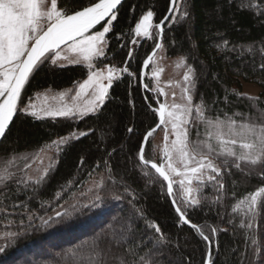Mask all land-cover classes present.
I'll list each match as a JSON object with an SVG mask.
<instances>
[{"label":"trees","instance_id":"obj_1","mask_svg":"<svg viewBox=\"0 0 264 264\" xmlns=\"http://www.w3.org/2000/svg\"><path fill=\"white\" fill-rule=\"evenodd\" d=\"M170 1L125 0L118 8L117 21L113 22L112 31L106 35L107 61L100 58L97 64L101 67L107 63L118 69L128 67L134 76L120 73L109 89V98L99 118L89 114L83 119H39L20 110L6 132L7 139L0 142V162L16 154L19 159H13L10 170L17 171L19 176L21 173L18 169L24 165L20 157L28 158L43 145L69 132H87V135L64 145L56 155L45 182L33 199L28 201L31 210L43 214L49 204H57L55 197L62 186L70 181L74 183L68 192L63 193L60 202L75 193L82 202L90 203L87 197L79 194L80 189L86 190L87 181L93 178L87 173L97 164H101L103 170L102 161L106 158L110 161L116 180L124 175L126 179L135 181L132 186L140 196L138 206L143 208L147 218L139 221L140 229L146 227L147 221H153L166 235L168 243L163 248L165 258L162 264H203L209 242L179 221L167 195L166 183L150 167L149 172L155 179L151 184L148 183L149 177L134 168L139 164L136 154L143 136L158 123V116L149 105L156 108V100L161 101L160 95L151 87L147 72L143 82L140 79L143 62L154 49L158 37L137 40L134 29L141 16L151 10L154 13L152 32H158L155 25L160 24L167 15ZM79 2L88 6L90 2L98 0ZM187 4L190 16L179 20L177 15V21L170 17L163 25L162 47L167 57L183 58L187 66L191 65L196 70L194 101L199 103L202 98L211 106L208 115H219L221 119L225 113L232 116L240 112L241 116H249L253 107L264 114V69L259 67L264 62V52L261 51L264 48V0H231V3L228 0H187ZM96 29H100V25ZM133 40L137 43H132ZM225 40L228 41L226 48L218 49L217 45ZM249 46H252L251 51ZM233 47L235 51L226 50ZM129 51L132 52L131 59L128 57ZM87 75L88 70L83 66L57 67L47 62L30 77L22 97L29 100L42 90L72 88ZM242 82L260 88L255 106L245 95H236L243 94ZM130 127L133 128L131 133L127 131ZM154 134L149 137L145 154L159 163L161 154L156 158L152 145ZM108 152H112L111 157L107 156ZM222 159L217 161L220 163ZM242 167L250 168V174L246 175L235 168L224 174L226 195L222 201L214 202L218 194L209 187L204 189V195L209 199L203 201L202 206L186 210L191 223L202 226L205 234L210 235L214 242L210 264H241L242 253L244 264H260L264 256V211L257 210L252 229L242 228L241 221L247 223L249 217L243 214L247 205L239 204L249 193L264 187V176L258 175L261 172L259 165ZM173 188L177 195L175 185ZM177 198L179 203L178 195ZM261 200H264V196ZM234 207L236 211H233ZM129 211L126 202L114 201L107 195L100 208H83L62 224L21 237L4 253H0V264H87L88 255L80 249V245L107 227L114 216L126 217ZM220 214H223V218ZM229 219L232 220L231 224ZM11 224V218L0 220V232ZM209 226L226 230H218L212 235ZM253 239L259 246V256L253 254L257 246L252 244ZM122 254V248H114L109 264H118L117 258Z\"/></svg>","mask_w":264,"mask_h":264},{"label":"snow or ice","instance_id":"obj_2","mask_svg":"<svg viewBox=\"0 0 264 264\" xmlns=\"http://www.w3.org/2000/svg\"><path fill=\"white\" fill-rule=\"evenodd\" d=\"M228 2L231 3V0ZM118 5H121V0H98V2H90L88 6L80 3L79 0H0V142L7 139L6 131L10 130L9 125L18 111L23 110L32 116L37 115L35 111H28L30 105H25L22 92L30 82V77L45 63L63 66L58 62L68 60V57L58 51L62 45H67L72 52L77 53L88 69L87 79L77 82L78 90L73 99L79 100L82 97L88 99L83 105H65L56 110L46 111L45 115L53 118L83 119L89 114H94L97 118L103 114L105 102L109 98V89L113 86L114 79L118 77L115 75L117 70L107 63H105L107 69L105 75L104 68L99 67L97 61L100 58H103L104 62L107 61L105 38L106 34L112 31L113 22L117 21ZM153 15V11H147L134 29L136 36L139 37H159L153 53L143 62L145 68L152 61L156 50L162 48L163 21L155 25L159 31L153 33L151 31ZM177 15L179 20L190 16L187 0H171L169 16L173 21H177ZM169 16L164 19L168 20ZM97 25H100V29H96ZM93 29L96 31L91 32ZM116 38L120 39L119 36ZM132 43L135 44L137 41L133 40ZM227 44L228 41L225 40L222 44H218L217 48H226ZM226 50L236 49L233 47ZM251 50L252 46H249V51ZM261 51L264 52V48ZM128 57L132 58L131 51ZM78 62V60L69 61V63ZM259 67L264 69V62L260 63ZM118 71L127 73L129 77L134 76L128 67L120 68ZM140 79L143 80V74ZM183 80L185 104L169 105L157 99L158 107L152 108L149 105L151 111L159 116V122L143 136L136 154L139 164L134 165V168H138L143 176L149 177V184L155 182L149 167L163 182H166L167 193L172 197L179 221L189 225L204 241L209 242L207 259L203 264H210L213 256L211 247L214 242L210 235L205 234L202 226L191 223L186 210L202 206V202L209 199L204 195L205 188L210 187L218 194L214 202L222 201L226 195L224 174L230 173L232 168L244 171L247 175L250 174L251 169H245L242 165H259L261 172L258 175L264 176V123L257 124L245 120L238 125L234 117L241 116L240 112H235L232 116L225 113L223 119L219 115L215 117L208 115L210 105L202 98L199 103L194 102L197 77L196 70L191 65L187 66ZM144 87L147 88V85ZM236 95L239 97L246 94L236 93ZM247 99L253 106L259 100L258 97L253 96H247ZM201 124L204 126L203 139ZM157 128L164 134L162 159L159 163L147 158L145 154L149 137ZM127 131L131 133L133 128L130 127ZM87 134L83 131H72L66 136L59 137L52 144L59 152L63 145ZM213 140L216 141V147L211 143ZM236 145L241 149L240 152L235 150ZM107 156L111 157L112 152H108ZM221 157H223L221 162L216 163ZM15 158L16 154H13L12 159L0 162V220L11 218L12 221V224L0 233V253H4L21 237L64 223L83 208H100L105 197L110 195L114 201L126 202L130 211L126 217L114 216L107 227L96 232L80 245V249L88 255L87 264H109V257L114 248L123 249V254L117 258L118 264H162L165 258L163 248L168 243L166 235L153 221H147L146 227L140 229L139 221L147 218L143 208L138 206L140 196L132 186L135 181L126 179L124 175L116 180L112 175V166L108 159L102 161L103 170L101 164H97L87 173L89 177H93L91 186L86 190L80 189L79 194L87 197L90 203L82 202L75 193L60 202L63 193L68 192L74 183L70 181L62 186L60 193L55 197L58 203L49 204L43 214H37L36 211L31 210L28 201L33 199L45 182L51 163L38 176L33 177L24 169H18L23 173L18 176L17 171L10 170L12 160ZM24 159L28 158L24 157ZM80 164L83 166V159ZM173 177L180 179L176 181ZM194 182L195 186H193ZM176 183L179 184V203L173 188ZM20 196L26 198L20 199ZM262 196H264V187H259L239 201V204L247 205L243 214L249 217L247 223L241 221L240 227L253 228L258 215L257 210L264 211ZM236 210L234 207L233 211ZM220 215L223 218V214ZM228 222L231 224L232 220L229 219ZM209 227L212 235L218 230H226ZM252 244L257 245L255 239L252 240ZM253 254L260 255L258 245ZM241 264H244L243 253ZM260 264H264V256L261 257Z\"/></svg>","mask_w":264,"mask_h":264},{"label":"rangeland","instance_id":"obj_3","mask_svg":"<svg viewBox=\"0 0 264 264\" xmlns=\"http://www.w3.org/2000/svg\"><path fill=\"white\" fill-rule=\"evenodd\" d=\"M152 24H153V21H152ZM95 31L96 30H91V32H95ZM134 34H135V31H134ZM135 38L137 40H142L146 37H139V36H136L135 34ZM58 51H60L61 55L68 57V60H61L58 62L59 64L63 65L62 67L83 66L87 68L84 62L82 61V59L78 56V54L75 52H72L68 48L67 45L62 47ZM73 60H78L79 62L69 63V61H73ZM109 66H112L114 69L117 70L115 75L118 77L120 75V72L118 71L119 69L113 65H109ZM101 67L104 68V74L106 75L107 74L106 67L105 66H101ZM186 70H187V64L184 61V59L180 57L179 58L167 57L163 47L157 51V53L155 54V56L153 57L151 61V64L149 65L147 69L146 76L151 82L152 89L156 90L157 93L160 95L161 102H166L169 105L172 103L181 104V105L186 103L184 99V94L182 91L184 87L183 76L185 75ZM86 79L87 77L84 80ZM115 80L116 79H114V81ZM105 83H107V81H105ZM77 90H78L77 84L73 86L72 88H66L61 91H52V90L46 89V90H42L40 92L35 93L31 99L24 100V103L25 105H30L28 109L29 112L35 111L37 113V115L33 117L39 118V119L53 118L51 116L45 115V112L49 110L59 109L60 107H63L65 105L71 106L73 104H80V105L84 104V102L88 99V97H82L79 100L73 99ZM161 92L163 93V95H161ZM242 93L246 94L245 97L247 96L257 97L258 94L260 93V88L255 84L242 82ZM21 111L24 112L23 110ZM263 115L264 114L261 113L257 108L253 107L252 113L249 116H239V117H234V118L237 120L238 125L240 122H243L245 120L260 124V123H264ZM55 118H58V117H55ZM201 129H202L201 138L203 139V131H204L203 124H201ZM163 135H164L163 132L159 129V131L154 134L153 139H152V145L155 149L156 158H158L159 154H161V158H162V148L164 144ZM53 141H51L48 144L43 145L41 148L31 153V155L26 160H24L23 157H20L22 158L23 164H24V165L22 164L23 166L21 169H24L29 175L35 177V176L40 175L44 171V169L48 167L49 163H51V168L48 170L49 172L54 166L56 155L60 152V151L57 152L55 150V147L52 144ZM211 143L213 144L214 147L217 146L215 140L211 141ZM227 147H233V146L227 145ZM41 149H44V151H41ZM235 150L237 152L241 151L238 145L235 146ZM10 159H12V157H10ZM18 159L19 157L15 158V160H18ZM12 162L14 161L12 160ZM216 163H219V162L216 160ZM21 175H23V173H21ZM92 179L87 181L86 188L91 186ZM173 179L178 181L180 178L173 177ZM174 185L176 187L177 195L179 196L180 195V193L178 192L179 184L176 183ZM193 186H195V182Z\"/></svg>","mask_w":264,"mask_h":264},{"label":"water","instance_id":"obj_4","mask_svg":"<svg viewBox=\"0 0 264 264\" xmlns=\"http://www.w3.org/2000/svg\"><path fill=\"white\" fill-rule=\"evenodd\" d=\"M124 1H125V0H121V4H122ZM170 6H171V1H170ZM170 6H169V8H170ZM117 7L119 8L120 5H118ZM166 16H169V11H168V13H167ZM166 16H165V17H166ZM170 17H171V16H169V19H170ZM169 19H168V20H169ZM166 21H167V20L163 19V25L165 24ZM163 25H162V27H163ZM157 30H158V29H157ZM158 31H159V30H158ZM158 40H159V37H158ZM69 43H70V42H69ZM161 43H162V41H161ZM64 46H66V45H62L61 48L64 47ZM158 50H159V49L156 50V53H157ZM152 53H153V50L151 51V53H150L149 55H151ZM156 53H155V54H156ZM149 55H148V56H149ZM154 56H155V55H154ZM154 56H153V57H154ZM146 59H147V58H146ZM150 64H151V61L149 62V65H150ZM149 65H148V67H149ZM148 67L145 68V67H144V64L142 65L141 74H143V79H144V76H145V74H146V72H147ZM142 82H143V80H142ZM157 116H158V115H157ZM13 119H14V117H13ZM158 122H159V116H158ZM11 123H12V122H11ZM11 123H10V125H11ZM10 125H9V127H10ZM158 131H159V128H157L156 131H155L154 133H157ZM6 132H7V131H6ZM154 133H153V134H154ZM153 171H154V170H153ZM154 172H155V171H154ZM157 175H158V174H157ZM165 183H166V182H165ZM166 186H167V184H166ZM167 195H168V193H167ZM168 197L170 198L171 203H172V197H170L169 195H168ZM172 205H173V203H172ZM173 208H174V210H175V207H174V206H173ZM175 212H176V211H175ZM176 213H177V212H176ZM177 215H178V214H177ZM178 216H179V215H178ZM185 225H186V224H185ZM187 226H189V225H187ZM206 259H207V257H206Z\"/></svg>","mask_w":264,"mask_h":264}]
</instances>
